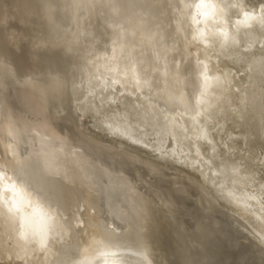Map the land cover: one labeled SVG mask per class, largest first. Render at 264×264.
Segmentation results:
<instances>
[{
    "label": "bare ground",
    "instance_id": "obj_1",
    "mask_svg": "<svg viewBox=\"0 0 264 264\" xmlns=\"http://www.w3.org/2000/svg\"><path fill=\"white\" fill-rule=\"evenodd\" d=\"M200 3L0 0V264H264V0Z\"/></svg>",
    "mask_w": 264,
    "mask_h": 264
},
{
    "label": "snow or ice",
    "instance_id": "obj_2",
    "mask_svg": "<svg viewBox=\"0 0 264 264\" xmlns=\"http://www.w3.org/2000/svg\"><path fill=\"white\" fill-rule=\"evenodd\" d=\"M198 8L201 7H206V5L203 3V0H201V3L199 5H197ZM131 73H132V78L135 80V85H139L140 84V80L137 78V74H136V69L135 68H131L130 69ZM219 71V69H218ZM177 76L180 75V71L179 68H177V72H176ZM217 80L220 79L219 76L215 77ZM117 81H113V83H116ZM146 83V81H145ZM57 84L59 87L64 88L66 87V81H57ZM125 88H127V85H123ZM138 90V89H137ZM59 183L58 181L54 180V179H50V178H44L42 180V183L40 185V187L37 189V194L42 196L44 199H46L51 205H53L56 208H60L62 209L58 202H56L52 197L48 196L46 188L55 185ZM221 264H225V262H221Z\"/></svg>",
    "mask_w": 264,
    "mask_h": 264
}]
</instances>
